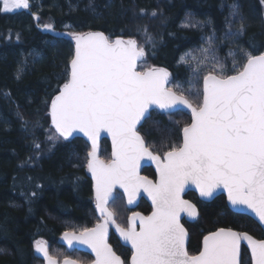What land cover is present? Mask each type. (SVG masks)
<instances>
[{"label": "trees", "instance_id": "trees-1", "mask_svg": "<svg viewBox=\"0 0 264 264\" xmlns=\"http://www.w3.org/2000/svg\"><path fill=\"white\" fill-rule=\"evenodd\" d=\"M29 4V9L15 13L0 11V264H43L34 250L40 240L49 243L51 256L86 263L90 255L67 249L57 238L99 221L87 168L90 146L82 138H58L49 120L50 103L70 76L74 36L102 31L109 39L136 40L145 50L139 71L168 70L169 88L198 106L202 96L196 92H202L203 75L214 67L217 73L222 67L225 75H233V63H245V53L264 52V0H29ZM234 5L238 15H233ZM241 23L243 33L230 35L240 31ZM201 61L200 78L190 85L192 69ZM190 121L185 110L171 114L155 110L139 132L148 148L163 156L182 142V129ZM99 156L110 159L107 140L101 142ZM142 173L155 178L152 168ZM116 197L110 208L117 222L125 225L132 211L120 192ZM185 198L199 211L196 221H183L191 255L199 253L206 234L218 229L264 239L259 224L231 211L224 196L208 203L192 192ZM136 210L149 214L151 207L143 199ZM110 244L127 262L130 250L114 237ZM241 264H251L246 248Z\"/></svg>", "mask_w": 264, "mask_h": 264}, {"label": "snow or ice", "instance_id": "snow-or-ice-1", "mask_svg": "<svg viewBox=\"0 0 264 264\" xmlns=\"http://www.w3.org/2000/svg\"><path fill=\"white\" fill-rule=\"evenodd\" d=\"M21 8L29 9V0H2L0 11ZM233 8V15H238V6ZM243 27L241 23L240 31L230 35L242 34ZM74 39L70 76L51 101V124L58 138L68 140L80 132L91 141L87 167L95 181L96 209L102 222L79 235L65 232L69 247L74 241L87 245L95 253V264H124L107 242L109 225L114 224L123 241L131 245L130 264H239L242 240L247 241L253 264H264V240L225 229L205 236L199 254L189 255L187 232L180 223L181 213L197 216L195 205L182 198L190 184L201 197H212L223 188L232 205L246 206L264 222V54L245 53V63H233V75H225L222 67L219 73L214 67L203 75L202 92H196L202 100L193 106L184 95L165 86L170 75L166 69L136 70L137 60L145 56L136 40L112 41L101 32L78 34ZM148 40H152L150 35ZM181 62H186L184 57ZM201 64L192 69L190 85L193 79L199 80ZM153 105L170 114L191 110L192 121L182 129V142L172 145L163 157L149 151L137 127L150 118ZM102 132L112 138L109 162L97 156ZM145 157L156 163L158 182L139 175ZM117 186L128 204L141 189L147 193L154 207L151 215L133 213L127 229L116 224L108 205L117 198ZM35 251L47 264H55L43 241L36 243ZM64 264L75 262L66 259Z\"/></svg>", "mask_w": 264, "mask_h": 264}, {"label": "water", "instance_id": "water-1", "mask_svg": "<svg viewBox=\"0 0 264 264\" xmlns=\"http://www.w3.org/2000/svg\"><path fill=\"white\" fill-rule=\"evenodd\" d=\"M90 32H101V33H103L105 36H107L104 32H102V31H89V32H86V33H79V34H87V33H90ZM67 37H70L69 35H66ZM108 37V36H107ZM116 39H123V40H128L127 38H116ZM116 39H112V41H114V40H116ZM137 44H138V42H137ZM138 46H139V44H138ZM75 47H76V45H75V39H74V55H73V58H74V56H75ZM261 54H264V52L263 53H261ZM261 54H259V55H261ZM256 56H258V55H256ZM72 58V59H73ZM143 59H144V57L143 58H141V59H138L137 60V66H136V70L138 71V72H140L139 70H138V65H139V63H141L142 61H143ZM70 66H71V63H70ZM153 68H157V69H159V68H161V67H153ZM150 69H152V68H149V69H147L146 71H148V70H150ZM164 69V68H163ZM168 71V70H167ZM145 72V71H144ZM169 72V71H168ZM169 74H170V72H169ZM169 82H170V75H169V81H168V83L165 85L167 88H168V85H169ZM62 88H63V86L58 90V92L56 93V95H58L59 94V92L62 90ZM55 95V96H56ZM55 96H54V98H55ZM53 98V99H54ZM52 99V100H53ZM50 105H51V103H50ZM153 110H157V111H159V112H162V113H169V111H167V110H162V109H159L157 106H155V105H153V106H151L150 108H149V112H151V111H153ZM185 111H188V113L190 114V116H191V110L190 109H184ZM174 112H176V111H174ZM171 113H173V112H171ZM49 120H50V123H51V116H50V107H49ZM146 120V119H145ZM145 120H143L142 121V124L144 123V121ZM191 121H192V117H191ZM191 123V122H190ZM189 123V124H190ZM52 125V124H51ZM53 127V126H52ZM138 127V130H139V128L141 127V125H138L137 126ZM53 129H54V127H53ZM54 131H55V129H54ZM182 134V133H181ZM58 135V134H57ZM142 136V135H141ZM75 138H82V139H84L88 144H89V146H90V152L92 151V143H91V141L88 139V137L87 136H85L83 133H80V132H76V133H73V136L72 137H70L68 140H72V139H75ZM102 140H107L109 143H110V147H111V159H112V138H111V136L107 133V132H102L101 134H100V136H99V139H98V141H97V156H98V158L99 159H101L100 157H99V153H100V143H101V141ZM147 145V144H146ZM149 151H151L150 149H149ZM152 152V151H151ZM154 154V153H153ZM154 155H156V154H154ZM88 160H89V156H88ZM102 160V159H101ZM111 161V160H110ZM146 167H150V168H152L153 169V171H154V173H155V176H156V178L153 180V179H151V178H149V177H147V176H145V175H143L142 174V170L144 169V168H146ZM88 172H89V177H90V179H91V181H92V184H93V197H94V202H95V181H94V179L92 178V174H91V172L88 170ZM138 172H139V175L140 176H142V177H147L149 180H152L153 182H158V180H159V175H158V172H157V168H156V163L154 162V161H151V160H149L147 157H145L144 159H142L141 161H140V166H139V169H138ZM116 191H119V192H121L123 195H124V198H125V202H126V205H127V208L128 209H130V210H134V209H136L137 208V206L139 205V203H140V201L142 200V199H144V200H146L148 203H149V205H150V207H151V212L148 214V215H145V214H143V213H141V212H138V211H136V212H133V213H139V214H141L142 216H145V217H147V216H149V215H151V213H152V211L154 210V207H153V204H152V201H151V198L147 195V193H145V192H143V190L141 189V191H140V194L135 198V200H134V202L132 203V204H128V202H127V196L123 193V189H120L118 186H117V188L114 190V194H115V192ZM188 192H194L197 196H198V198H199V200H201V201H203V202H206V203H208V202H211V201H213L215 198H217V197H219V196H225V198H226V202H227V205H228V207H229V209L231 210V211H233L234 213H237V214H244V215H248L249 217H251L253 220H255L259 225H260V227L263 229V231H264V222H261L260 220H259V217H257L256 216V214L251 210V209H248L246 206H241V205H232L231 204V202L228 200V198H227V192H226V190H224L223 188H219V189H217L215 192H214V194H213V196L212 197H201L200 195H199V190L198 189H196V187H195V185H188L187 187H186V189H185V191L182 193V198L183 199H185L184 198V196L188 193ZM185 200H187V199H185ZM187 201H189V200H187ZM111 202V201H110ZM190 203H192L191 201H189ZM110 204V203H109ZM192 204H194V203H192ZM195 205V204H194ZM108 207H109V205H108ZM195 207H196V209H197V216L196 217H188L185 213H181V219H180V223L182 224V221L184 220V219H186V220H188V221H195L196 219H197V217H198V214H199V211H198V208H197V206L195 205ZM95 210H96V214H97V216L101 219V221L100 222H102V218H101V216H100V213L98 212V210L96 209V202H95ZM109 210H110V208H109ZM133 213L128 217V226H129V218L133 215ZM114 219H115V217H114ZM116 221V220H115ZM99 222V223H100ZM116 224H118L117 222H116ZM182 226L184 227V229H185V231L187 232V238H186V241H185V247H186V250H187V252H188V243H189V233H188V230L185 228V226L182 224ZM93 228V227H92ZM137 230H139V221L137 220ZM219 230V229H218ZM218 230H216V231H218ZM225 230H232V229H225ZM216 231H214V232H216ZM232 231H235V230H232ZM111 232H113L116 236H117V238L120 240V242H121V244L123 245V246H125V247H127V248H129L130 250H131V256H132V249H131V245L130 244H127L126 242H124L123 241V239L120 237V235H119V233L116 231V227H115V225L114 224H110L109 225V229H108V238H107V242H108V244H109V246L112 248V246L110 245V243H109V238H110V234H111ZM214 232H211V233H214ZM235 232H237V233H240V232H238V231H235ZM71 233H74V234H76V235H79L80 234V232H71ZM211 233H208V234H206L205 236H207V235H209V234H211ZM240 234H247V235H250L249 233H246V232H243V233H240ZM63 236H64V234H62L61 235V238H60V240H61V243L64 245V246H66L68 249H71V250H73V249H76V250H79V251H82V252H85V253H88L89 255H91L92 257H93V261L92 262H90V263H88V264H95V253L91 250V248H89L87 245H83V244H79V243H77V242H73V246L72 247H69V245H68V243H67V241H65L64 240V238H63ZM204 236V237H205ZM253 239H255V240H257V241H260V239H257V238H255V237H253L252 235H250ZM204 237L202 238V241H201V249H200V251L202 250V248H203V239H204ZM264 240V239H263ZM45 245H46V243H45ZM47 246V245H46ZM243 247H245L247 250H248V252H249V255H250V258H251V250H250V248H249V246H248V244H247V241H244V240H242L241 241V247H240V255H239V264H241V255H242V248ZM47 249H48V247H47ZM113 249V248H112ZM114 251V250H113ZM199 251V252H200ZM36 252V251H35ZM115 252V251H114ZM49 253V252H48ZM116 253V252H115ZM189 253V252H188ZM36 254H37V256L39 257V258H41L42 260H43V262H44V264H47V261L44 259V257H43V255L42 254H40V253H37L36 252ZM199 253H197V254H195V255H198ZM50 255V254H49ZM118 255V254H117ZM190 255V254H189ZM51 256V255H50ZM119 256V255H118ZM52 257V256H51ZM53 258V260L55 261V264H64V261L67 259V260H72V261H74L75 262V264H83V263H80V262H78V261H76V260H74V259H72V258H65V259H63L61 262H59V260L57 259V258H54V257H52ZM130 259H131V257H130ZM121 260L123 261V259L121 258ZM129 264H130V260H129ZM251 264H253V261H252V259H251Z\"/></svg>", "mask_w": 264, "mask_h": 264}, {"label": "flooded vegetation", "instance_id": "flooded-vegetation-1", "mask_svg": "<svg viewBox=\"0 0 264 264\" xmlns=\"http://www.w3.org/2000/svg\"><path fill=\"white\" fill-rule=\"evenodd\" d=\"M123 226V225H122ZM124 228H127L128 227V225L127 226H123ZM116 238L117 239V236L115 235V234H113L112 232H111V234H110V238H109V241H110V239L111 238ZM118 240V239H117ZM260 240H263V239H260ZM119 241V240H118ZM120 242V241H119ZM122 245V244H121ZM123 246V245H122ZM125 247V246H124ZM127 248V247H126ZM243 248H245V247H243ZM243 248H242V250H243ZM127 249H129V248H127ZM130 250V249H129ZM248 251V250H247ZM130 257H131V250H130ZM130 257H129V259H128V261L126 262L122 257V259H123V261H124V264H129V260H130ZM92 260H93V258L90 260V261H88V262H86V263H83V264H88V263H90V262H92ZM43 262V261H42Z\"/></svg>", "mask_w": 264, "mask_h": 264}, {"label": "rangeland", "instance_id": "rangeland-1", "mask_svg": "<svg viewBox=\"0 0 264 264\" xmlns=\"http://www.w3.org/2000/svg\"><path fill=\"white\" fill-rule=\"evenodd\" d=\"M0 2H1V5H2V0H0ZM22 9V8H21ZM20 9H17V10H14V11H12V12H4V13H15V12H18ZM149 68H153V67H149ZM149 68H147V69H149ZM147 69H145L144 71H146ZM144 71H140V72H144ZM173 91H175V90H173ZM176 92V91H175ZM177 93V92H176ZM177 94H179V93H177ZM111 160V156H110V159L108 160V161H106V162H109ZM105 161V160H104ZM127 225V223L125 224V225H123V226H126ZM76 260V259H75Z\"/></svg>", "mask_w": 264, "mask_h": 264}]
</instances>
